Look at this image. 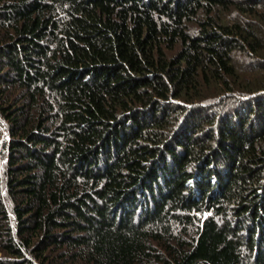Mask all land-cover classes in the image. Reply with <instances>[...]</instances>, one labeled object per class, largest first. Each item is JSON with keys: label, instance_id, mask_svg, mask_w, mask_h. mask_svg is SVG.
I'll return each instance as SVG.
<instances>
[{"label": "trees", "instance_id": "1", "mask_svg": "<svg viewBox=\"0 0 264 264\" xmlns=\"http://www.w3.org/2000/svg\"><path fill=\"white\" fill-rule=\"evenodd\" d=\"M0 255L264 264V0H0Z\"/></svg>", "mask_w": 264, "mask_h": 264}, {"label": "rangeland", "instance_id": "2", "mask_svg": "<svg viewBox=\"0 0 264 264\" xmlns=\"http://www.w3.org/2000/svg\"><path fill=\"white\" fill-rule=\"evenodd\" d=\"M4 138H6V134L3 133V135H2V139L4 140ZM0 258H3V256L0 255Z\"/></svg>", "mask_w": 264, "mask_h": 264}]
</instances>
